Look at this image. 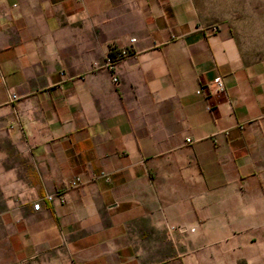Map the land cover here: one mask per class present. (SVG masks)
<instances>
[{"label":"crops","instance_id":"obj_1","mask_svg":"<svg viewBox=\"0 0 264 264\" xmlns=\"http://www.w3.org/2000/svg\"><path fill=\"white\" fill-rule=\"evenodd\" d=\"M0 264H264V0H0Z\"/></svg>","mask_w":264,"mask_h":264},{"label":"built area","instance_id":"obj_2","mask_svg":"<svg viewBox=\"0 0 264 264\" xmlns=\"http://www.w3.org/2000/svg\"><path fill=\"white\" fill-rule=\"evenodd\" d=\"M213 29H214V27H213ZM129 41L132 42L133 41V38H129ZM127 53H128V50L125 49V48L122 49L121 52H120L121 55H125ZM108 64H110V60L108 58L105 59V62H104L103 65L94 63V65H96V66H106ZM112 80L115 83L118 82V79H117L116 76H113L112 77ZM208 88H211L214 92H223L224 91V85H223L222 81L220 79H215V80H212V81L208 82L205 85L199 86L195 90V92L196 93H202V92H204ZM15 98H16V94L15 93L10 94V99H15ZM12 119H13V123L15 125H19V120H18V117H17V115L15 113H14ZM185 141H189V138H185ZM79 184H80V179L77 176L73 177L72 179H70L68 181V185L69 186H72V187L73 186H77ZM44 199L47 200V201L57 200L59 202H62L64 200L62 193H50V194H46L44 196ZM32 209L33 210H39L40 209V203H39V201H35V202L32 203Z\"/></svg>","mask_w":264,"mask_h":264},{"label":"rangeland","instance_id":"obj_3","mask_svg":"<svg viewBox=\"0 0 264 264\" xmlns=\"http://www.w3.org/2000/svg\"><path fill=\"white\" fill-rule=\"evenodd\" d=\"M259 21H260V25H261V22H262V18L261 17L259 18ZM258 36L261 37L262 36V33H259Z\"/></svg>","mask_w":264,"mask_h":264}]
</instances>
